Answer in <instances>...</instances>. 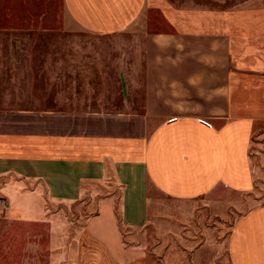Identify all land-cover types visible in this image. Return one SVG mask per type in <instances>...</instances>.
<instances>
[{"label": "crops", "instance_id": "1", "mask_svg": "<svg viewBox=\"0 0 264 264\" xmlns=\"http://www.w3.org/2000/svg\"><path fill=\"white\" fill-rule=\"evenodd\" d=\"M11 1L0 41L96 36L118 63L0 68V236L23 235L1 248L40 264L45 231L48 264H264V0H60L32 29L4 26Z\"/></svg>", "mask_w": 264, "mask_h": 264}, {"label": "rangeland", "instance_id": "2", "mask_svg": "<svg viewBox=\"0 0 264 264\" xmlns=\"http://www.w3.org/2000/svg\"><path fill=\"white\" fill-rule=\"evenodd\" d=\"M12 2V8L9 10L10 17L7 19L13 20L10 22H13L14 25H4L8 27L13 28H26V29H32L35 26L32 24H29L30 21L33 22L35 20L33 17L37 16L39 13H51L52 9L54 7H58L60 5V0H27L25 5L26 9L23 11L24 4L22 6V9H19L18 0H13ZM40 7L39 9L36 7ZM60 8V6H59ZM1 11V10H0ZM23 11V12H22ZM58 12V10H57ZM20 13L24 14L25 18H23ZM56 15H59L55 13ZM31 16V18H28ZM5 19L2 23H6V18L1 17L0 12V22L1 20ZM20 20V26L18 25L17 21ZM28 32H33L30 30H27ZM45 32V31H41ZM3 42L0 41V68H74V71L76 68H86L89 67H96L100 68L103 67L104 64H110L111 67H113V61L115 63H118V55L117 51H115V57L113 56V52L110 51V49H106L104 51L103 42L99 37L96 36H90V35H80L79 37L75 38V40L68 41V42H62L60 40L52 41L48 39H42V40H17L11 42ZM9 45V46H8ZM8 48L9 51L6 49ZM106 53V55L104 54ZM9 77L12 79L8 82V87L16 94V92L24 86L25 92L29 91L30 88L25 86V83L22 82L20 85L18 82L19 80L14 79L12 77L13 73L8 74ZM19 76V75H18ZM73 79L68 78L67 79V90L68 92L73 91V93L76 94V92L82 91L81 83H83V76L77 77L76 72H74V75L72 76ZM14 80V81H13ZM61 81V82H60ZM58 81V85H61L62 83L65 84L66 80L64 78H61V80ZM39 84V83H38ZM30 86V84L28 83ZM48 82H44L41 85L42 91H45L49 89ZM56 87V86H55ZM58 90H62L60 87H56ZM46 92V91H45ZM28 97L27 100H29ZM79 99L81 97L79 96ZM69 100V99H68ZM34 101V98L32 99ZM83 101V100H81ZM47 103V100L44 99L41 102V105ZM40 104H34V103H28L25 105H22L24 107L29 108H38V107H44ZM75 215H71V217H74ZM234 214V218H235ZM75 218V217H74ZM206 219V218H205ZM209 221V222H208ZM210 226V229L216 225L215 229L220 233L221 231H224L226 229V232L228 231L227 225H222L213 222L212 219H207L205 221ZM212 230V229H211ZM216 233V231H213ZM1 233V229H0ZM139 233V234H138ZM137 237L138 242H140L141 238L140 235L144 234V232H138ZM198 233V232H197ZM217 234V233H216ZM38 235V234H37ZM41 235V243H42V250H41V263L40 264H48V256H49V249L47 248V242H48V233L43 231L40 233ZM151 235V234H150ZM23 235L19 233H12V234H6L5 236H0V264L5 263V261L12 262L10 264H18V254L20 253H26V255H30L33 257V253L31 251V254L28 253V250H23L22 248H11V249H3L1 248V244L4 243H13V246H16L19 242H21ZM177 240V235H174ZM154 240L151 238V244L152 250H154V253L156 255L161 256L163 255V251L158 252L157 249H160L159 247L162 246V239L161 234H155ZM37 240V239H36ZM151 248V247H150ZM149 248V249H150ZM207 252V251H206ZM207 255L205 252L202 251V256ZM217 255H224V252L217 254ZM9 264V263H5ZM32 264V263H31ZM39 264V263H38Z\"/></svg>", "mask_w": 264, "mask_h": 264}]
</instances>
